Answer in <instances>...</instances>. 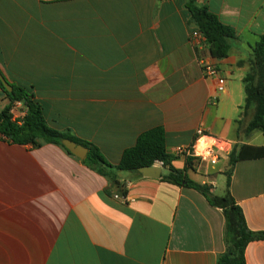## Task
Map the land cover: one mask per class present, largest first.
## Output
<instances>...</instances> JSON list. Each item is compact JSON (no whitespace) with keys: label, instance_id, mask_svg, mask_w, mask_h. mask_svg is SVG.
<instances>
[{"label":"crops","instance_id":"obj_1","mask_svg":"<svg viewBox=\"0 0 264 264\" xmlns=\"http://www.w3.org/2000/svg\"><path fill=\"white\" fill-rule=\"evenodd\" d=\"M187 3L0 0V70L42 105L51 128L93 144L113 165L162 127L172 166L216 195L222 177L227 191L232 151L264 147L263 133L245 135L237 123L264 0L196 1L236 32L222 60L193 41ZM202 61L226 79L217 105ZM8 104L0 88V113ZM199 138V151L206 141L224 154L187 170L175 151ZM81 161L55 144L0 140V264H218L225 217L203 194L162 180L163 167L158 179L118 172L127 196L116 198L121 188ZM230 192L249 230L264 232V158L237 162ZM245 258L264 264V240L250 243Z\"/></svg>","mask_w":264,"mask_h":264},{"label":"trees","instance_id":"obj_2","mask_svg":"<svg viewBox=\"0 0 264 264\" xmlns=\"http://www.w3.org/2000/svg\"><path fill=\"white\" fill-rule=\"evenodd\" d=\"M196 1L188 0L187 9L193 23L205 37L204 46L213 58L219 60L227 58L233 43L238 40L235 30L223 24L207 7L198 6ZM251 61V71L244 79L246 101L242 108L241 120L237 122L245 135L254 131L264 134V34L252 48ZM12 87L13 91L9 93L0 81V88L9 99V104L0 113V140L35 147L55 144L73 157L75 156L65 149L62 141L69 139L81 144L89 149L87 157L81 162L90 170L107 178L113 186L120 187L125 197L127 191L117 178L118 172L142 176L138 172L139 169L162 162L164 168L168 170V174L161 177L162 180L195 189L203 194L211 205L223 210L226 251L219 257L218 264H247L245 258L247 246L254 241L264 240V232L256 233L249 230L242 209L230 192L231 175L235 164L245 159L264 158V147L243 145L239 150L232 151L229 156L230 170L226 174L227 191L223 197H219L213 194L212 186L198 184L187 175V171H178L172 166L175 158L167 151L166 132L162 127L143 133L135 146L123 153L120 163L113 165L93 144L51 128L46 122L42 105L35 101L34 96L25 88L14 85ZM16 102H21L27 111L20 121L14 120L11 113ZM196 166L193 158H187V170H194Z\"/></svg>","mask_w":264,"mask_h":264},{"label":"built area","instance_id":"obj_3","mask_svg":"<svg viewBox=\"0 0 264 264\" xmlns=\"http://www.w3.org/2000/svg\"><path fill=\"white\" fill-rule=\"evenodd\" d=\"M192 39L195 42H198L200 44L204 45L205 37L203 34L197 29L192 33ZM202 66L204 73L211 78H214L216 80V88L214 91V94L210 97V103L212 105H217L219 96L226 92V79L220 74V72L217 70L216 67H214L212 64L207 63L205 61H202ZM13 115L14 120H22L27 111L24 109L23 104L21 102H16L15 105L12 108L11 111ZM15 114L19 116V118H14ZM205 138V137H202ZM202 138H199L197 140V144L190 146V147H179L176 149L175 154L177 156H182L184 158H193L196 163L203 162V161H209L211 165H216L220 158L221 154H224V150L221 146H215V144H209L208 142L204 141V148L201 152H199V142ZM154 166L157 167H164L162 162H156ZM116 198H126L125 196H120Z\"/></svg>","mask_w":264,"mask_h":264},{"label":"water","instance_id":"obj_4","mask_svg":"<svg viewBox=\"0 0 264 264\" xmlns=\"http://www.w3.org/2000/svg\"><path fill=\"white\" fill-rule=\"evenodd\" d=\"M0 81L4 88L11 93L13 91L12 85L9 81L3 76L0 70ZM63 146L67 151H69L72 155L79 158L80 160H84L89 152V149L81 144H78L72 140L65 139L62 141ZM138 172L147 178H155L158 179L161 177L162 167L152 166V167H144L138 170Z\"/></svg>","mask_w":264,"mask_h":264},{"label":"rangeland","instance_id":"obj_5","mask_svg":"<svg viewBox=\"0 0 264 264\" xmlns=\"http://www.w3.org/2000/svg\"><path fill=\"white\" fill-rule=\"evenodd\" d=\"M226 191V187L224 184V178H220L219 180V188L217 189L216 196L223 197Z\"/></svg>","mask_w":264,"mask_h":264},{"label":"bare ground","instance_id":"obj_6","mask_svg":"<svg viewBox=\"0 0 264 264\" xmlns=\"http://www.w3.org/2000/svg\"><path fill=\"white\" fill-rule=\"evenodd\" d=\"M199 152H201V151H199Z\"/></svg>","mask_w":264,"mask_h":264}]
</instances>
